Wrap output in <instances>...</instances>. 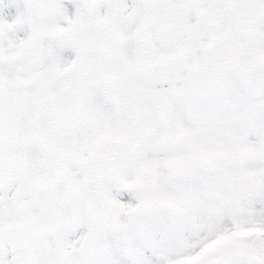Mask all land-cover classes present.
Masks as SVG:
<instances>
[{"label":"snow or ice","instance_id":"obj_1","mask_svg":"<svg viewBox=\"0 0 264 264\" xmlns=\"http://www.w3.org/2000/svg\"><path fill=\"white\" fill-rule=\"evenodd\" d=\"M0 264H264V0H0Z\"/></svg>","mask_w":264,"mask_h":264}]
</instances>
